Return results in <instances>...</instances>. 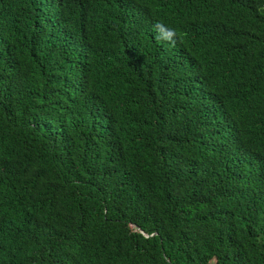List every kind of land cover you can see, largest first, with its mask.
Listing matches in <instances>:
<instances>
[{"label": "trees", "instance_id": "obj_1", "mask_svg": "<svg viewBox=\"0 0 264 264\" xmlns=\"http://www.w3.org/2000/svg\"><path fill=\"white\" fill-rule=\"evenodd\" d=\"M0 264H264V0H0Z\"/></svg>", "mask_w": 264, "mask_h": 264}, {"label": "clouds", "instance_id": "obj_2", "mask_svg": "<svg viewBox=\"0 0 264 264\" xmlns=\"http://www.w3.org/2000/svg\"><path fill=\"white\" fill-rule=\"evenodd\" d=\"M173 43H174V41H173Z\"/></svg>", "mask_w": 264, "mask_h": 264}]
</instances>
